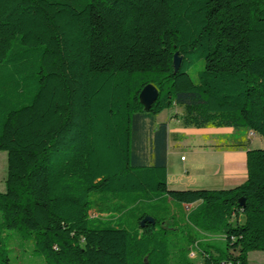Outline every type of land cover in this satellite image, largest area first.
I'll return each mask as SVG.
<instances>
[{
  "label": "trees",
  "instance_id": "1",
  "mask_svg": "<svg viewBox=\"0 0 264 264\" xmlns=\"http://www.w3.org/2000/svg\"><path fill=\"white\" fill-rule=\"evenodd\" d=\"M174 107L184 127L264 139V0H0V264L10 235L46 264L264 254V149L239 186L169 190L155 117Z\"/></svg>",
  "mask_w": 264,
  "mask_h": 264
},
{
  "label": "crops",
  "instance_id": "2",
  "mask_svg": "<svg viewBox=\"0 0 264 264\" xmlns=\"http://www.w3.org/2000/svg\"><path fill=\"white\" fill-rule=\"evenodd\" d=\"M172 109L164 110L155 117V125H167V188L228 189L244 183L246 152L250 149L245 140L237 139L233 143L215 140V136H234L236 133L231 128L184 127L178 116L169 119ZM173 120L177 123L171 126ZM258 140L263 148L264 141L260 137ZM3 190L2 186L0 192Z\"/></svg>",
  "mask_w": 264,
  "mask_h": 264
},
{
  "label": "rangeland",
  "instance_id": "3",
  "mask_svg": "<svg viewBox=\"0 0 264 264\" xmlns=\"http://www.w3.org/2000/svg\"><path fill=\"white\" fill-rule=\"evenodd\" d=\"M202 70V64H199L196 67H192L188 70V74L190 78L197 82V74L198 72ZM167 113V111L165 112ZM169 119L173 118L174 116L180 117L182 115V109L181 108H174L170 112ZM176 121L171 122V126L176 125ZM236 134L234 136H215V140L221 139L224 140L226 143H233L235 140H245V143L248 144V147L250 149H264L260 146V141L258 140L259 136L256 134H253L250 131H240L235 132ZM264 141L263 138L260 137ZM6 174V154L5 152L0 151V188L4 187V178ZM193 206L183 207V211L186 213L188 210L191 209ZM91 216H96L94 214H91ZM235 219L233 218L232 221ZM240 223L243 221V217H240L238 220ZM212 239V238H211ZM7 243H8V249H9V264H46L45 259L32 252V247L29 242L19 243L16 241V239L13 237V235H10L7 237ZM231 250V249H230ZM229 250V251H230ZM190 254V252H189ZM189 257L192 258L195 264H201V259L198 257L196 253L193 252L192 255H189ZM248 264H264V254L259 251L250 252L248 254Z\"/></svg>",
  "mask_w": 264,
  "mask_h": 264
},
{
  "label": "water",
  "instance_id": "4",
  "mask_svg": "<svg viewBox=\"0 0 264 264\" xmlns=\"http://www.w3.org/2000/svg\"><path fill=\"white\" fill-rule=\"evenodd\" d=\"M181 63V58L177 55V53L174 54L173 56V71L177 72L179 69ZM158 92L157 89L151 85L148 84L144 86L140 93H139V101L141 104L144 106V109L147 111L150 109L151 105L155 102L157 98ZM140 227H144L146 224H151L154 225V219L151 216H145L140 222Z\"/></svg>",
  "mask_w": 264,
  "mask_h": 264
},
{
  "label": "built area",
  "instance_id": "5",
  "mask_svg": "<svg viewBox=\"0 0 264 264\" xmlns=\"http://www.w3.org/2000/svg\"><path fill=\"white\" fill-rule=\"evenodd\" d=\"M181 159H183V158H181ZM192 254H193V252L191 251L189 255H192Z\"/></svg>",
  "mask_w": 264,
  "mask_h": 264
}]
</instances>
